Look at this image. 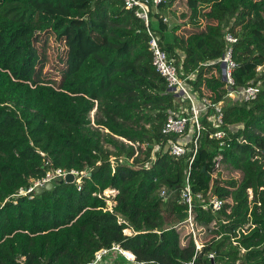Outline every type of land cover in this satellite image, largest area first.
<instances>
[{"label":"trees","instance_id":"16d2710c","mask_svg":"<svg viewBox=\"0 0 264 264\" xmlns=\"http://www.w3.org/2000/svg\"><path fill=\"white\" fill-rule=\"evenodd\" d=\"M187 3V24L206 20L204 31L182 37L183 25L161 14L150 28L181 73L195 75L193 90L222 103L231 135L220 147L204 117L192 187L226 204L217 213L197 209L203 250L178 227L189 157L156 150L179 141L162 131L171 113L185 114L186 101L154 68L145 23L121 0H0V264H95L101 250L96 264H105L119 247L133 261L120 255L111 264H264V0ZM227 31L238 40L236 87H261L251 103L226 98L218 62ZM49 37L60 76L46 71ZM218 158L240 178L215 184ZM57 170L74 172L76 182L20 195Z\"/></svg>","mask_w":264,"mask_h":264},{"label":"built area","instance_id":"2783aa9c","mask_svg":"<svg viewBox=\"0 0 264 264\" xmlns=\"http://www.w3.org/2000/svg\"><path fill=\"white\" fill-rule=\"evenodd\" d=\"M124 4L125 9L133 11L135 16L143 21L147 27V34L149 38V51L152 55V64L156 71L161 75L165 80L168 89L175 90L174 93H177L179 98L188 103V109L183 116L176 115L171 113L168 116L165 127L163 128L164 135H175L178 137L177 142L171 143L168 146H158L156 148L158 151H164V153H169L175 159H181L185 156L189 157V167L186 171V179L184 182V189L182 191V202L187 207L186 218L179 224V230L183 232L186 238H192L195 242L196 248L201 252L205 246V243L200 245L199 242L203 241L202 236L205 235L206 230L199 227L197 221V209L200 208L204 212H220L223 210L226 202L220 199L217 195L213 194L212 191L208 195H204L202 192H195L192 187L191 182V171L192 164L195 160V156L198 151V141L202 132L205 131L206 125L204 124V117L207 118L209 124L214 130L213 133H210V138L215 139L220 142V147H228L227 141L231 140L230 132L224 129L225 125V114L222 103H215L210 95H204L200 97L194 90L190 80L195 78V75L184 76L181 73L178 65L175 62L174 58H170L168 53L164 51L160 45L159 35L150 28L152 15L161 14L160 18L163 19L165 23H168L171 20V16L162 14L160 12L161 8L164 10L170 8L171 0H121ZM176 0L175 2H177ZM165 6V7H164ZM225 40L227 42V50L222 59L218 62L221 65L222 69V78L226 84V89L228 91L226 98L233 99L235 101H241L245 103H251L258 99L261 93V87L256 85H249L244 88H237L233 72L236 68V63L233 60V46L238 42L237 38L230 33L226 32ZM261 71V68L258 69V72ZM191 128V129H190ZM240 129V127H237ZM188 130L191 133H194V138L186 140ZM192 135V136H193ZM192 140L194 148H190L189 144ZM244 142V141H241ZM221 158H218L214 168L219 167ZM151 165L147 167L150 168ZM74 173V172H71ZM67 174L61 170L56 172H49L47 176L39 181L34 183V186L30 188L27 192L20 191V195H27L34 193L36 186H44L47 182L54 181L57 177H65ZM75 175V173H74ZM78 184H81L78 181ZM167 196L166 191H162L161 197L165 198ZM249 200L252 202L254 200L253 191L249 190ZM252 206V205H251ZM250 225H247L245 228L237 231L238 238L241 237V234L247 235L249 233ZM254 226H252L253 228ZM160 234V233H159ZM234 244H236L234 242ZM245 251V250H243ZM101 252V251H100ZM107 252L103 251L100 255H97V260L95 264L102 259V257ZM209 259L215 260V254L212 253L209 256ZM131 260V259H129ZM133 261V260H131Z\"/></svg>","mask_w":264,"mask_h":264},{"label":"rangeland","instance_id":"374dc122","mask_svg":"<svg viewBox=\"0 0 264 264\" xmlns=\"http://www.w3.org/2000/svg\"><path fill=\"white\" fill-rule=\"evenodd\" d=\"M259 1V0H258ZM165 13H167L168 16H171L172 20L171 22H176L177 24H181L183 25V27L181 28L180 31H178V35L182 36V37H189L191 34L195 33V32H199V31H204L207 25V21L204 20L202 25L200 27H194L191 25H188V18L190 16V11H189V6L187 3V0H178L177 2H174L173 4H170V8L166 9L164 11ZM171 12V13H170ZM174 14V15H173ZM186 14L187 15V19H183L182 15ZM55 42L54 39L52 37H49V45H48V56L50 57V62L47 64L46 66V71H50L52 70V74L60 76V68L56 63V54H55ZM54 68V70H53ZM180 109L183 113H185L188 109V104L187 102L184 104L180 105ZM92 120H94L95 118V111L92 113ZM138 150V148H137ZM214 177V183H220L223 180H226L228 178H235V179H239L240 178V174L238 172H235L233 169L229 168L228 166L225 165H219V167L216 168L215 174L213 175ZM82 180H80L81 182ZM105 195L107 197H111L114 198L116 193L112 192V191H107L105 193ZM110 207L113 205L112 202H109ZM207 232V231H206ZM126 234H130L129 231H126ZM186 236L185 234H182V237ZM206 236V234H205ZM204 235L202 236L203 241L201 240L200 245H202L203 243L206 242V237ZM115 252L113 253V255H111L109 257V260L105 262V264H111L113 262H115V259L118 258V256H123L125 259L129 260V258H127L128 253L124 252L119 248H117L116 250H114ZM102 252V250H101ZM100 253H97V255H100ZM126 255V256H125Z\"/></svg>","mask_w":264,"mask_h":264},{"label":"water","instance_id":"95a60500","mask_svg":"<svg viewBox=\"0 0 264 264\" xmlns=\"http://www.w3.org/2000/svg\"><path fill=\"white\" fill-rule=\"evenodd\" d=\"M170 92L174 93L175 90H171ZM176 94V97L179 98L178 94ZM152 148V146H150ZM76 182V177L74 173L67 174L64 178L63 177H57L54 179V181L47 182L44 186H36L34 189V194L36 195H42L44 192H51L55 187L62 186L65 183L73 184ZM222 245V244H221ZM219 248H217L216 254L218 255ZM214 264V262H213Z\"/></svg>","mask_w":264,"mask_h":264},{"label":"crops","instance_id":"0c3cea01","mask_svg":"<svg viewBox=\"0 0 264 264\" xmlns=\"http://www.w3.org/2000/svg\"><path fill=\"white\" fill-rule=\"evenodd\" d=\"M205 95H210L211 96V94L210 93H205ZM188 104V103H187ZM132 260V259H131Z\"/></svg>","mask_w":264,"mask_h":264}]
</instances>
